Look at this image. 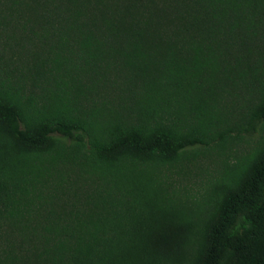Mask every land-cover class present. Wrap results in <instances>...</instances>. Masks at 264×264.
Returning <instances> with one entry per match:
<instances>
[{
	"label": "trees",
	"instance_id": "trees-1",
	"mask_svg": "<svg viewBox=\"0 0 264 264\" xmlns=\"http://www.w3.org/2000/svg\"><path fill=\"white\" fill-rule=\"evenodd\" d=\"M264 0H0V67L12 69L41 30L53 39L58 73L101 91L119 87L154 113L204 118L224 82L222 66L198 31L213 18L246 20ZM24 45V46H23ZM226 79V78H225ZM14 103L0 98V215L21 188L24 157L45 154L59 134L83 141L64 108L14 128ZM173 129L110 133L95 140L99 161H173L190 144ZM264 264V150L228 187L217 208L192 210L140 190L124 229L20 247L0 264Z\"/></svg>",
	"mask_w": 264,
	"mask_h": 264
},
{
	"label": "rangeland",
	"instance_id": "rangeland-1",
	"mask_svg": "<svg viewBox=\"0 0 264 264\" xmlns=\"http://www.w3.org/2000/svg\"><path fill=\"white\" fill-rule=\"evenodd\" d=\"M198 31L224 75L201 121L175 110L151 112L119 87L101 91L69 82L57 71L48 31L24 43L12 69L0 67V98L16 105V130L59 107L81 122L85 134L83 141L55 134L49 152L24 157L21 188L0 215V256L124 229L143 189L192 210L217 208L264 150V10L240 21L213 18ZM155 129H173L191 142L170 162L111 165L96 157L95 140Z\"/></svg>",
	"mask_w": 264,
	"mask_h": 264
}]
</instances>
